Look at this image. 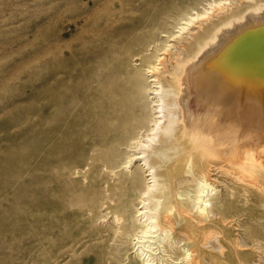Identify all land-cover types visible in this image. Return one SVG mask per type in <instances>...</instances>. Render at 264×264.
Here are the masks:
<instances>
[{"label":"bare ground","instance_id":"6f19581e","mask_svg":"<svg viewBox=\"0 0 264 264\" xmlns=\"http://www.w3.org/2000/svg\"><path fill=\"white\" fill-rule=\"evenodd\" d=\"M239 2V8L219 15L216 22L212 19L213 23L203 25L200 32L181 38L178 50L164 58L149 53L160 33L152 32L153 28L138 33L141 27H153L155 18L146 19L137 14L129 15L128 21L118 19L109 31L107 46L100 53L96 51L102 56V68L98 69V66L93 73L92 68L84 72L88 80V84L83 82L87 106L80 111L90 114L88 102L92 97H100L102 105L98 108L102 110H99L102 121L106 119L107 132L102 127L93 130L97 137L95 141L96 144L99 141L112 143L105 153L97 150L99 154L90 157V166L106 167L108 175L123 167L122 172L109 175L114 178L113 183L104 181L107 189L98 193L93 177L87 189L88 237L92 241L99 238L112 242L106 244L111 261L127 250L129 241L135 256L128 264H157V260L162 264H201V259L208 257L201 248L203 244L215 238L220 248L225 247L224 238L217 236L226 218L224 211L228 209L224 198H215L217 190L210 182L212 172L217 169L238 170L237 178L256 188L259 191L257 197L261 193L264 203V0ZM221 5L222 2L215 6ZM249 10L261 13L249 14ZM207 15L210 13L191 15L188 19L186 16L183 18L187 22L180 23L179 19L177 24L192 26L196 20L209 18ZM184 30L186 28L181 27L178 31ZM168 39L162 48L154 44L152 54L160 50H164L160 55L167 54L172 46L168 45ZM131 62L138 64L133 67L129 65ZM59 73L65 78L76 79L71 70L61 68ZM62 86V83L55 84L51 91L43 93L44 123L50 121L54 130L64 126L71 134L74 123L71 111L75 112L76 105L68 96L67 86ZM75 87L76 84L69 85V89ZM190 88L197 107L195 111H185L183 107ZM49 109L53 110L51 115L47 113ZM177 110L182 121L176 117ZM162 117H166V121L161 119L164 123L158 126L157 119ZM144 141L153 143L145 146ZM138 147L142 148L141 152H137ZM137 161L144 162L136 165ZM63 179L57 171L43 182L44 207L49 203L47 192L52 190L51 212L43 214V221H50L53 239L49 240L50 230L46 226L42 231L44 250H54L51 264H58L61 257L57 253V234L70 225L60 211L64 209L73 214L70 202L69 206L62 202L68 195V186ZM71 203L75 205L73 201ZM98 220H102L100 232L96 228ZM169 233L177 240L186 241L188 248L185 246L187 250H184L181 262H174L180 255L176 246L164 245L169 255L159 256L154 251L153 246L157 244L160 249ZM80 240H72V244H80ZM255 241L251 238L245 242L254 245ZM96 247L93 245L91 250L95 251ZM98 247L104 248L103 245ZM221 254H225L224 251Z\"/></svg>","mask_w":264,"mask_h":264},{"label":"rangeland","instance_id":"374dc122","mask_svg":"<svg viewBox=\"0 0 264 264\" xmlns=\"http://www.w3.org/2000/svg\"><path fill=\"white\" fill-rule=\"evenodd\" d=\"M221 2V6H215ZM239 6V0H0V264H51L54 250L51 248H48L49 251L44 250L42 231L44 226L49 230L51 228L50 221H43V214L51 212L52 190L47 192L49 206H43L42 197L44 180L57 171L61 175V180L64 178L63 181L68 186L69 196L67 195L62 202L65 206L70 205V208H73L71 211L73 214H68L64 209L60 211L66 221H70V225L67 226L68 228L60 229L57 234L60 251L57 249L58 252L55 253L61 256L58 264H128L129 260L134 258L135 253H131L130 241L126 245L127 250L120 253L118 259L111 261L106 246L112 242L99 238L92 241L88 237L90 224L86 201L89 180L95 178L96 189L100 193L107 189L104 181L114 182V178L112 180L109 175L111 177L114 173L122 172L123 167L108 175L106 167H94V169L90 166V157L94 154L96 156L99 152L105 153L112 143L99 141L96 144L95 141L97 137L93 130L102 127L107 132L106 119L102 121V112L99 111L101 108H98L102 105L99 102L101 98L92 97L90 102L88 99L90 114L85 110L83 113L80 111L87 106L85 103L87 91L84 83L88 84V80L84 72L92 68L93 73L98 66V69L102 68V56L97 55L96 51L100 53L101 49L107 46L109 31L118 19L124 18L128 21L129 15L137 14L146 19L155 18L153 27L145 29L141 27L138 33L148 32L153 28L152 32L160 33L159 40L157 38L154 43L159 48L167 43L165 41L169 37L168 34L175 33L168 39L170 40L168 45L172 46L168 48L167 54L160 55L164 50L152 54L154 44L150 48L151 55L164 58L178 50L181 46L178 41L181 38L200 32V28L203 30V25L206 27L209 23L218 21L219 15L229 14ZM205 12L210 13L207 15L209 17L206 18L207 21L196 20L193 27L177 24L179 19L180 23L187 22L186 19L191 15L196 16ZM171 13L173 16L169 15ZM248 13L255 15L261 12L249 10ZM248 13L246 16L249 15ZM186 16V19L183 18ZM159 18L161 19L158 21ZM179 27H185L186 30L178 31ZM159 29L165 32H160ZM163 35L165 37H161ZM134 64L138 63L131 62L129 65L136 67ZM61 68L71 70L76 79L65 78V75L59 73ZM60 82L64 87L67 86L68 96L76 105L75 112L71 111L74 121L71 134L64 126L54 130L50 121L44 123L43 93L45 90L51 91L53 86L61 84ZM71 83L76 84V87L69 89ZM188 91L190 95L183 107L185 111H195L197 107L191 95L192 88ZM52 111V109L47 110L48 115H51ZM176 112V117L182 121L183 117L179 114V110ZM161 119L166 121V117L157 119L158 126L164 123ZM144 143L145 146H151L153 142L144 141ZM64 146L68 147L64 149ZM123 150L126 151L124 146ZM141 151L142 148L138 147L137 152ZM143 162L137 161L136 165ZM69 171L74 174H70ZM238 175V170L229 168L212 172L210 182L217 190L215 198H224L228 209L224 211L226 218L217 236L224 238L226 243H223L225 247L220 248L215 238H212L211 243L209 241L203 244L201 248L207 252L209 259L208 257L201 259V264H264V248H261L262 245L264 246V206L262 205L264 203L261 202V193L258 195L260 197H257L259 191L239 180ZM72 201L75 205L71 203ZM101 221L98 220L96 227L99 232ZM51 233L50 230L49 240L53 239ZM172 238V233L166 236L165 242L160 244V249L157 244L153 246L156 248L154 251L159 256L169 255L164 245L176 246L180 255L174 262H181L184 258V250L188 248L186 241L176 238L172 241ZM251 238L256 240L254 245L246 244L245 241ZM72 240L73 242L80 240V244L74 245ZM95 244L97 247L93 251L91 249ZM99 245H103L107 250L99 248ZM221 251L225 254L222 255ZM104 255L108 256L103 257ZM261 257L263 259H260ZM155 263L162 264L159 260Z\"/></svg>","mask_w":264,"mask_h":264}]
</instances>
